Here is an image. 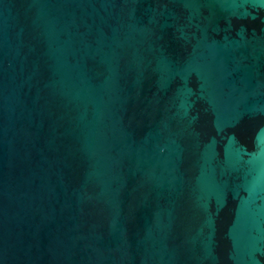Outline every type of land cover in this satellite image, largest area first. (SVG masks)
I'll return each instance as SVG.
<instances>
[{"label":"water","instance_id":"water-1","mask_svg":"<svg viewBox=\"0 0 264 264\" xmlns=\"http://www.w3.org/2000/svg\"><path fill=\"white\" fill-rule=\"evenodd\" d=\"M0 264H264V0H0Z\"/></svg>","mask_w":264,"mask_h":264}]
</instances>
